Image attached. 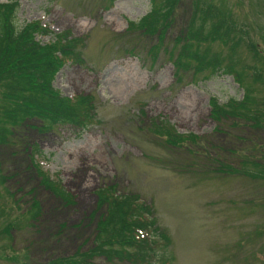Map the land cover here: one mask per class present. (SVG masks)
Instances as JSON below:
<instances>
[{"label":"rangeland","instance_id":"1","mask_svg":"<svg viewBox=\"0 0 264 264\" xmlns=\"http://www.w3.org/2000/svg\"><path fill=\"white\" fill-rule=\"evenodd\" d=\"M13 1L19 3L20 28L40 20L80 52L83 62L68 63L54 85L65 97L92 96L93 122L47 133L28 122L22 140L0 151L9 188L21 200L7 203L11 218L29 210L33 198L43 206L33 224L21 217L13 239L2 235L0 264H57L92 247L104 211H97V190L109 182L154 202L158 226L170 238L154 264H264V177L255 175L264 167V125L225 122L217 130L210 97L240 99L243 89L222 71L205 77L187 65L177 70L171 57L173 42L190 31L196 0H180L160 35L136 27L153 0ZM216 1L229 8L261 53L255 56L242 43L240 65L260 66L257 59L264 64V0ZM206 45L225 58L230 52L217 42ZM258 89L264 99V87ZM167 123L193 138L168 143L154 133L155 125ZM35 143L70 202L37 177L28 146Z\"/></svg>","mask_w":264,"mask_h":264},{"label":"trees","instance_id":"2","mask_svg":"<svg viewBox=\"0 0 264 264\" xmlns=\"http://www.w3.org/2000/svg\"><path fill=\"white\" fill-rule=\"evenodd\" d=\"M179 3L180 0H153V9L136 24L137 29L164 34L166 22L174 15L172 8L176 9ZM192 7L195 13L189 33L173 42L177 48L171 52L174 66L182 70L187 65L205 77L222 71L233 76L243 89L240 99L232 97L227 102H219L218 97H210V116L218 123L217 130L221 131L225 122L263 126L264 99H259L258 87H264V64L257 59L260 66L257 63L240 65L242 43L249 45L255 56H261L252 36L239 26L229 8L216 0H196ZM18 9V1L0 2V151L18 138L22 140L21 133L28 122H38L35 128L43 133L65 125L83 129L93 122L92 96L65 97L54 85L56 75L66 64L83 62L80 52L65 36L60 38L40 20L20 28L16 22ZM39 35L50 39L42 41ZM210 42L223 44L230 51L227 58L211 50L206 45ZM154 133L165 135L167 142L174 146L193 138V135H180L169 123L155 125ZM28 146L42 185L70 202L71 195L60 176L44 168L46 156L39 144ZM241 170L252 173L245 168ZM255 175L264 177V167ZM10 178L0 158V239L3 234L13 239V230L21 217L33 224L43 209L41 201L33 198L29 210H22L20 216L11 218L13 207L7 203L17 206L21 200L11 192ZM96 195L97 211H104L96 222L92 247L75 257L62 258L57 264H101L97 258H103L105 264H154L159 248L170 242L158 226L154 202H146L139 193H122L116 182L104 183Z\"/></svg>","mask_w":264,"mask_h":264}]
</instances>
